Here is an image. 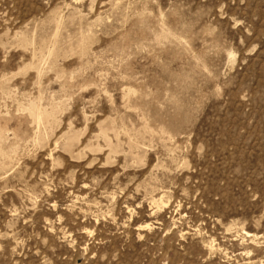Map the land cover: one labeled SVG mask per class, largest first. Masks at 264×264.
Returning a JSON list of instances; mask_svg holds the SVG:
<instances>
[{"label": "rangeland", "instance_id": "374dc122", "mask_svg": "<svg viewBox=\"0 0 264 264\" xmlns=\"http://www.w3.org/2000/svg\"><path fill=\"white\" fill-rule=\"evenodd\" d=\"M0 264H264V0H0Z\"/></svg>", "mask_w": 264, "mask_h": 264}]
</instances>
